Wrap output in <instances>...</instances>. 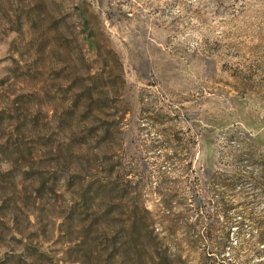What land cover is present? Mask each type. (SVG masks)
Listing matches in <instances>:
<instances>
[{
	"label": "rangeland",
	"instance_id": "1",
	"mask_svg": "<svg viewBox=\"0 0 264 264\" xmlns=\"http://www.w3.org/2000/svg\"><path fill=\"white\" fill-rule=\"evenodd\" d=\"M258 167L264 0H0V264H260Z\"/></svg>",
	"mask_w": 264,
	"mask_h": 264
},
{
	"label": "trees",
	"instance_id": "2",
	"mask_svg": "<svg viewBox=\"0 0 264 264\" xmlns=\"http://www.w3.org/2000/svg\"><path fill=\"white\" fill-rule=\"evenodd\" d=\"M244 177H247L246 173H244L240 169H234L225 178H223V179L218 178V180L221 181L226 187L232 188L233 185L237 181L243 179ZM249 177L251 179L252 184L254 186H256L259 189V192L264 195V167H258L257 175H255V176L251 175ZM208 198H209V196L205 193L202 197H197V201L201 205V203H208L209 202ZM165 205L167 208H170L171 202L167 201V202H165ZM220 206H221L220 208H221V212H222L221 216H223V218L225 217V219L227 220V215L225 214L226 210H225L224 203L220 204ZM168 217L169 216H165V218H162L161 220H167ZM215 219H216V213H210V220H211L210 224H213ZM168 220L172 221L173 218H169ZM228 222H231V220H229ZM239 222H240V220L237 221V224H236L237 228L240 227ZM210 227H211V225H210ZM209 229H211V228H209ZM228 234H229L228 232H224V231L220 234V238L216 241V246L219 249L224 248V246L226 244V240L229 236ZM246 244L254 245L253 250H255L254 252L256 253V255H255V257H253L252 262L254 263L255 261H257V263L264 264V209H263L261 216L257 220L256 233L253 235L251 240L248 243L239 242L236 246L242 247V246H245ZM245 261L248 262L249 260L247 259Z\"/></svg>",
	"mask_w": 264,
	"mask_h": 264
}]
</instances>
